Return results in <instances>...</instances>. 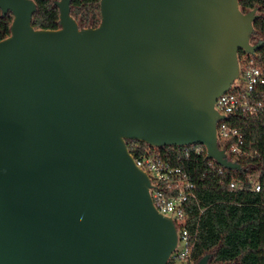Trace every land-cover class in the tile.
<instances>
[{"label": "water", "instance_id": "water-1", "mask_svg": "<svg viewBox=\"0 0 264 264\" xmlns=\"http://www.w3.org/2000/svg\"><path fill=\"white\" fill-rule=\"evenodd\" d=\"M32 25L35 0H0V264H167L171 218L150 196L127 140L202 144L240 169L217 138L214 103L240 74L257 9L239 0H101L80 28ZM205 255L194 264H208Z\"/></svg>", "mask_w": 264, "mask_h": 264}, {"label": "trees", "instance_id": "trees-1", "mask_svg": "<svg viewBox=\"0 0 264 264\" xmlns=\"http://www.w3.org/2000/svg\"><path fill=\"white\" fill-rule=\"evenodd\" d=\"M58 0H35L37 9L32 25L36 29L60 28ZM243 12L257 9L254 32L250 41H264V0H239ZM71 14L80 28L96 27L101 22V0H71ZM13 15L0 9V40L11 34ZM244 51L239 52V57ZM254 60L264 64V44ZM227 122L243 127L247 145L255 151L253 157L239 161L240 169H224L219 175L212 167V160L204 155L177 159L175 148L164 146L161 153L172 155L173 162L188 170L196 184L198 203L189 201L188 213L191 228L197 229L193 247V264L210 255L208 264H264V113L229 116ZM127 147L134 157L143 153L149 145L139 140H127ZM257 178L260 191H253L251 179ZM235 180L239 188L231 190L229 183ZM167 264H176L171 258Z\"/></svg>", "mask_w": 264, "mask_h": 264}, {"label": "built area", "instance_id": "built-area-1", "mask_svg": "<svg viewBox=\"0 0 264 264\" xmlns=\"http://www.w3.org/2000/svg\"><path fill=\"white\" fill-rule=\"evenodd\" d=\"M240 74L231 85L230 89L220 94L215 103V109L225 116L217 121V138L221 149H225L228 158L239 162L246 157H253L255 151L246 143L243 127L227 122L229 116L247 114L259 116L264 113V64L258 63L250 54L244 52L239 57ZM176 149L177 159L194 158L207 155L206 147L202 144H187L170 146ZM156 146L148 147L139 156L128 148L135 160L136 165L144 171L151 182L150 196L157 211L172 219L177 230V245L171 254V259L176 264H193V247L197 238V229L190 226L188 213L189 201L198 203L196 184L191 173L176 166L173 157L169 153H161ZM212 167L219 175L224 173L225 167L216 160L211 159ZM253 191H260L261 185L257 178L251 179ZM231 190L239 188L233 179L229 183Z\"/></svg>", "mask_w": 264, "mask_h": 264}]
</instances>
